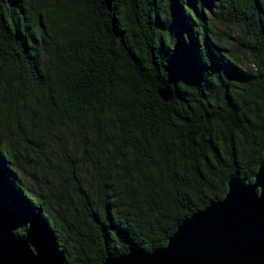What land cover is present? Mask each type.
Segmentation results:
<instances>
[{"label": "trees", "instance_id": "1", "mask_svg": "<svg viewBox=\"0 0 264 264\" xmlns=\"http://www.w3.org/2000/svg\"><path fill=\"white\" fill-rule=\"evenodd\" d=\"M263 161L264 0H0L13 236L62 264L152 252Z\"/></svg>", "mask_w": 264, "mask_h": 264}, {"label": "water", "instance_id": "2", "mask_svg": "<svg viewBox=\"0 0 264 264\" xmlns=\"http://www.w3.org/2000/svg\"><path fill=\"white\" fill-rule=\"evenodd\" d=\"M0 264L62 263L51 244L33 248L13 236L0 216ZM100 264H264V161L253 181L232 174L224 198L186 218L165 246L107 257Z\"/></svg>", "mask_w": 264, "mask_h": 264}, {"label": "rangeland", "instance_id": "3", "mask_svg": "<svg viewBox=\"0 0 264 264\" xmlns=\"http://www.w3.org/2000/svg\"><path fill=\"white\" fill-rule=\"evenodd\" d=\"M220 27H224L223 25H220Z\"/></svg>", "mask_w": 264, "mask_h": 264}]
</instances>
